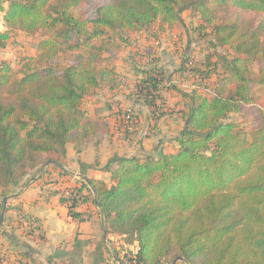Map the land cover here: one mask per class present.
<instances>
[{"label": "trees", "instance_id": "1", "mask_svg": "<svg viewBox=\"0 0 264 264\" xmlns=\"http://www.w3.org/2000/svg\"><path fill=\"white\" fill-rule=\"evenodd\" d=\"M186 7L211 28L207 48L228 46L233 56L223 58L220 71L210 62L218 53H211L207 71L217 79L208 91L198 86L183 93L190 105L175 152L116 156L111 187L88 178L82 188L96 192L107 234L134 248L130 264L178 257L184 260L175 264H264V92L251 90L252 83L264 86V0H0L6 27L0 45L17 31L43 35L38 53L23 56L18 68L0 61V213L4 198L32 170L60 161L68 144L84 143L105 126L83 107L101 87L117 86L116 64L104 53L116 57L113 47L126 32L150 30L155 22L161 31L173 28ZM233 13L245 26L230 21ZM69 50L80 52L63 65ZM164 89L177 87L152 68L133 90L156 121L171 113ZM250 105L257 108L247 132L230 115ZM136 116L127 123L123 113L125 131ZM83 243L77 237L72 249L58 248L47 261L107 264L103 243L89 253L91 260ZM116 260L127 264L117 254Z\"/></svg>", "mask_w": 264, "mask_h": 264}, {"label": "crops", "instance_id": "2", "mask_svg": "<svg viewBox=\"0 0 264 264\" xmlns=\"http://www.w3.org/2000/svg\"><path fill=\"white\" fill-rule=\"evenodd\" d=\"M148 31L150 30H141V32ZM167 51H171L169 46ZM168 52L161 51L162 54ZM118 65L119 63H116V70L120 75ZM179 67L160 60L158 63L142 66L140 71L135 70V74L129 68L124 72L126 76L124 79L129 77V82L131 78L129 73H132L133 77L142 79L145 76V70L160 68L164 72L166 84L168 86L172 84L181 89L162 91L167 97L168 110L171 113L156 121L152 116L153 109H149L141 99H138V96L133 95L134 88L125 95L122 93L123 95L117 96H87L83 100V107L87 110L89 118L103 121L105 126L86 142L67 145L66 155L58 161L64 168L56 165L42 167L41 164L32 170L18 187L10 190L7 196L9 209L6 216L8 218L14 216L18 220L27 215L24 216V225L28 224L26 227L28 229L32 226L31 218L36 220L37 226L33 231L20 234V237L24 239L23 242L27 243L31 256L45 255V253L50 255L58 248L70 250L77 237L84 242L86 260H91L87 256L100 243H103L105 259L109 252L113 253L111 246L119 249L115 242L123 241L117 236L107 234L103 216L95 203V193L93 190L82 188L84 179L81 176L87 179L95 178L111 187L113 182L109 168L115 164L116 156L143 157L145 154H151L156 157L163 152L173 153L177 150L178 144L175 138L184 131L185 118L190 105V100L183 95L190 91L182 87L183 83L180 80V75L185 72H182ZM183 86H186V81ZM87 100L92 104L94 102L93 111L90 106H85ZM130 106L136 109L139 120L136 125L128 127L129 131H125L123 113ZM80 162L85 164L83 171ZM68 187H75L81 191L82 198L73 209L79 217H74L62 201ZM111 242L113 243L110 244ZM113 259H116V254H113Z\"/></svg>", "mask_w": 264, "mask_h": 264}, {"label": "rangeland", "instance_id": "3", "mask_svg": "<svg viewBox=\"0 0 264 264\" xmlns=\"http://www.w3.org/2000/svg\"><path fill=\"white\" fill-rule=\"evenodd\" d=\"M92 8V5L91 7H86L85 14H89L91 10H93ZM219 9L223 8L221 7ZM73 11L77 16L82 17L84 15L77 9ZM179 14L180 21L174 28L161 31L158 29V22H155L148 32H141V30L144 29L133 32L129 31L124 33L123 40L117 39L116 42L119 43L120 46L119 48L113 47V53L116 57L112 56V52L104 53L105 56H110L112 58V62H115V64L119 63L118 71L120 75L118 77L117 86L112 90L108 87H101L90 96H117L123 95L122 93H124V95L128 94L135 88L141 78L133 77L132 73H129L131 74V78L128 82L129 77L124 79V77H126L124 76V72L129 68L130 70L132 69L135 74V70L136 72L140 71L142 66L158 63L160 60H163L171 66H180V70L183 69L182 72L185 73L180 75V80L185 90L191 91L192 88L201 86L203 87L201 89L208 91L210 89L209 87L217 79L216 75L209 74V71H207L209 63L208 56L215 52L214 48H207V42L212 39L211 28L205 27L199 15L195 13L191 7L180 9ZM235 20H239L240 25L245 26L244 19H239L237 15L233 13V15H230V21ZM5 29L3 15L0 13V32ZM163 35L165 36L162 37ZM42 37L43 35L41 32L37 34H27L23 31L15 32L5 45H0V61H6L18 68L23 56L36 55L38 53V46ZM168 46L171 48L170 52L167 51ZM216 47L217 51L215 53L218 54L211 56L210 62L211 64L214 62L218 63L219 69L222 71L224 66L223 58L233 56V52L228 46H221L218 43ZM162 50L168 53L162 54ZM79 52L69 50L61 56V63L63 65L73 63ZM54 62L59 63V59H55ZM201 73H205L206 76H202ZM185 81L186 86H183ZM177 88L180 89L178 86ZM251 90L256 96L262 95L264 86L252 83ZM85 106H90V109L93 111L94 102L92 104L91 101L89 102V100H87L85 101ZM256 108L257 106L255 105L246 106L242 112L232 113L230 119L238 123L247 132H250L253 129ZM136 118V120H139L138 115ZM24 219V216L17 220L14 216L8 218L5 215L4 223L0 226V232L4 231L6 233L5 235L0 234V264L32 263H30V259L26 256V254H30L26 246L27 243L23 242L24 239L20 237V234L21 232L23 234L29 233L33 231L34 227L29 225V227H31L29 229L26 228L28 224L24 225ZM112 243L113 242L110 244ZM115 243L119 249L111 246L113 253L109 252L107 255V264H120L116 259H113V254H117L121 260H125L127 264H130L129 258L132 257L134 248L120 241H118V243L116 241ZM47 255L48 254L45 253V255H32V257L37 264L64 263L65 259L61 258H57L50 263L47 261ZM172 263L173 261L171 262V260L165 262V264Z\"/></svg>", "mask_w": 264, "mask_h": 264}, {"label": "built area", "instance_id": "4", "mask_svg": "<svg viewBox=\"0 0 264 264\" xmlns=\"http://www.w3.org/2000/svg\"><path fill=\"white\" fill-rule=\"evenodd\" d=\"M136 116L135 110L130 106L125 109L124 119L127 123L131 122ZM64 204L71 210L74 209L76 203L82 198L81 192L75 187H68L63 194ZM32 227H36V222L31 221Z\"/></svg>", "mask_w": 264, "mask_h": 264}, {"label": "water", "instance_id": "5", "mask_svg": "<svg viewBox=\"0 0 264 264\" xmlns=\"http://www.w3.org/2000/svg\"><path fill=\"white\" fill-rule=\"evenodd\" d=\"M49 165H56V166H59V167H61V168H64V166H63L60 162H58V161H56V160H53V159L44 162L41 166H42V167H47V166H49ZM81 177H82L86 182H89V180H88L87 178H85V177H83V176H81ZM93 191H94V190H93ZM94 193H95V203H96V205L99 207L98 196H97V194H96L95 191H94ZM8 199H9V197H5V198H4V205H3L2 211H1V213H0V226H2L3 223H4L5 215H6V212H7V203H8ZM179 260H182V261H183L184 258H183V257H178V258H176V259L174 260V262H173L172 264H175V263H176L177 261H179Z\"/></svg>", "mask_w": 264, "mask_h": 264}]
</instances>
